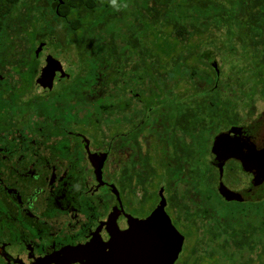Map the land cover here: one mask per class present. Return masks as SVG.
<instances>
[{"label":"flooded vegetation","instance_id":"flooded-vegetation-1","mask_svg":"<svg viewBox=\"0 0 264 264\" xmlns=\"http://www.w3.org/2000/svg\"><path fill=\"white\" fill-rule=\"evenodd\" d=\"M61 3L0 0V264H83L108 250L111 231H125L161 200L183 236L173 264L182 226H192L198 245L182 263L216 264L210 249L220 236L205 218L217 214L214 196L240 211L245 264H262L264 176L236 157L215 159L211 148L232 130L239 153L264 149V88L252 94L262 100L244 108L235 100L207 131L205 113L190 122L188 78H125V66L111 78L117 86L101 74L73 78L66 67L40 78L47 58L61 64ZM220 182L241 200H226Z\"/></svg>","mask_w":264,"mask_h":264},{"label":"trees","instance_id":"trees-1","mask_svg":"<svg viewBox=\"0 0 264 264\" xmlns=\"http://www.w3.org/2000/svg\"><path fill=\"white\" fill-rule=\"evenodd\" d=\"M18 1L13 0L14 4ZM61 1L58 13L61 18L62 46L75 44L83 61L85 57L93 55L91 58L93 64L83 62V65L85 64L84 70L83 67L81 70L83 73L79 74V71L73 78H96L98 74H101L100 78H110V83L117 86V81L111 78H122L125 74L124 66L128 73L125 78H188L189 106L192 109L190 122L198 123L199 117L205 113L207 131L214 127L217 117L223 118L230 115V108L235 105L231 97L233 89L228 79L219 80V75L215 73L211 65L214 55L210 49L195 50L196 54L193 56V50L190 49L177 53L178 43L183 44L193 37L199 38L210 30L223 29L222 43L230 51H234L235 43H239L243 51L250 50L256 65L262 68V71L259 70L256 73L264 75V0H140L141 4L139 0H134V7L129 12L132 22L126 26V29L123 28L125 23H123L122 14L113 15L106 12L110 9L108 4L110 0ZM122 1L117 0V7L120 9L123 5ZM136 3L139 6H136ZM140 20H147V24L154 25H150L155 29L152 36L159 32L157 23L167 29L175 48H173V55L168 57L165 64L159 60L155 48L147 49L143 45L145 32L148 29H140V37H138L136 28L137 25L141 26L138 23ZM116 22L119 23L114 27L116 30L110 27L111 30L106 32L107 25ZM102 27L104 31L101 32ZM89 34L98 37L99 40L94 43L99 44L100 48H94L91 41H88ZM129 44L138 47L136 53L121 49L122 45ZM135 54L139 56L136 63L132 61ZM187 56L198 62L204 60L207 67L186 65ZM145 57L149 58L148 63ZM116 96L113 97L111 94L110 102L116 100ZM206 169L209 170V168ZM226 204L228 205L222 206L219 214L212 216L207 214L205 218L216 224V233L213 235L220 236L216 239L219 243L218 247L215 241V248L210 250L233 253L234 250L246 246L247 242L244 239L246 232L240 225L234 223L240 211H236L238 209L232 204Z\"/></svg>","mask_w":264,"mask_h":264},{"label":"rangeland","instance_id":"rangeland-1","mask_svg":"<svg viewBox=\"0 0 264 264\" xmlns=\"http://www.w3.org/2000/svg\"><path fill=\"white\" fill-rule=\"evenodd\" d=\"M134 0H123V5L120 9L117 5V0H115V3H112V0L108 3L110 6V9H108L106 12L108 14H122L123 16V23L125 25L123 28L126 29V26L131 24L132 18L129 15V12L132 11L134 7ZM140 4L141 1L139 0ZM136 6H139L138 3H136ZM147 21V20H146ZM146 21L140 20L138 23L141 24L137 25L136 33L138 37H140V29H148L146 30L145 34L146 37L143 40V45L148 48H155V51L159 55V60L162 63H166L169 56L173 55V51L175 48L173 41L170 39L169 34L167 32V29L165 27L158 25L159 32L156 33L155 36H152V33L155 31L150 25L147 24ZM148 22V21H147ZM119 23L116 22L111 23L107 25L105 28L106 32H109L111 30L110 27H113L114 30H116V26H118ZM154 26V25H152ZM139 29V30H138ZM138 30V31H137ZM152 30V31H151ZM104 31V28H101V32ZM136 35V36H137ZM224 39L223 29L221 31H215L210 30L208 33L204 34L203 36L199 38H192L188 42H185L183 44L178 43L176 45V52L180 53L181 51H184L186 49L193 50V56H195L196 51L195 50H203L205 48H208L211 50V53L214 55V61L217 62L218 68H219V80H226L228 79L231 83L232 91V101L235 103V100H237V106L240 108H244L247 106V101H250L251 99H254V101H257L259 99L262 100V94L259 96L258 94L261 92V89L264 88V81L262 78H264V75H258L256 73L257 71H262V68L260 69V66H257L255 63V60L252 58L251 51H243V49L239 46L240 44L235 43L234 44V51H230L226 45L222 43ZM99 40L98 37H95L94 34L88 35V41H91L94 48H100L99 44L94 43L95 41ZM199 46V47H198ZM118 47V46H117ZM138 48V47H137ZM136 46L133 44L129 45H122L121 49L125 51L135 52L137 50ZM85 49H88L85 47ZM61 65L62 68H65L69 73L76 74L79 72V74H82L84 70L83 62L87 64H93V61L91 58H93V55L91 57H85L84 61L81 59L77 46L72 45H64L61 46ZM90 52V51H89ZM92 53V51H91ZM128 53L127 54H131ZM136 53V52H135ZM131 56V55H130ZM136 58L139 59V56H134L132 59ZM146 62H149V58L145 57ZM135 62V60H132ZM74 62V63H73ZM73 63V64H72ZM170 65L172 63H169ZM185 64L188 66H197L199 68H206V64L203 61H197L190 56L186 57ZM81 67V68H80ZM80 68V69H79ZM256 73V74H255ZM127 74V72H126ZM171 78V77H169ZM189 91H190V82H189ZM257 92L255 95H252L253 93ZM248 93H250L252 96H248ZM262 103V102H261ZM215 198V199H214ZM213 200L210 202V207L213 208L217 214L220 213V210L223 207H226L228 204L219 201L216 196H214ZM221 202V203H219ZM181 227V226H180ZM179 227V228H180ZM184 234H186V240L184 243V249L181 252L179 256L178 263L176 264H184L182 263V260L186 258L187 253L189 252V249H191L193 246L196 250L197 242L195 238L194 231L192 229V226H182L180 228ZM231 250V248H228ZM235 252V253H234ZM226 251L218 250L217 255L218 259H216V264H245L247 261V254L248 252H241L240 250H234L233 253L229 251L226 253ZM228 255V256H227ZM262 264H264V256H260L259 259ZM263 260V261H262ZM244 261V262H243ZM206 264V263H202Z\"/></svg>","mask_w":264,"mask_h":264},{"label":"water","instance_id":"water-1","mask_svg":"<svg viewBox=\"0 0 264 264\" xmlns=\"http://www.w3.org/2000/svg\"><path fill=\"white\" fill-rule=\"evenodd\" d=\"M211 65L219 75L217 62L212 61ZM54 74L65 75L60 63L47 58L40 78H51ZM232 132L229 130L215 136L211 148L215 159L236 157L244 170L253 172L257 178L263 177L264 149L257 150L250 145L247 153H239L230 138ZM218 166L222 173V163ZM218 191L226 200H241L240 193L227 188L222 182ZM163 207L164 200H161L147 217L137 219L125 231H111L106 245L108 250L105 253L100 250L94 252V256L85 258L83 264H173L181 251L183 236L173 226Z\"/></svg>","mask_w":264,"mask_h":264},{"label":"clouds","instance_id":"clouds-1","mask_svg":"<svg viewBox=\"0 0 264 264\" xmlns=\"http://www.w3.org/2000/svg\"><path fill=\"white\" fill-rule=\"evenodd\" d=\"M112 3H115V0H112Z\"/></svg>","mask_w":264,"mask_h":264}]
</instances>
